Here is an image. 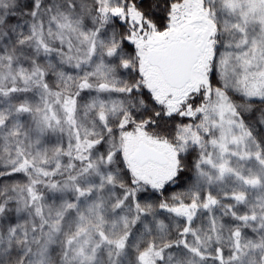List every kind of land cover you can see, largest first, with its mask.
<instances>
[{
	"label": "snow or ice",
	"instance_id": "obj_1",
	"mask_svg": "<svg viewBox=\"0 0 264 264\" xmlns=\"http://www.w3.org/2000/svg\"><path fill=\"white\" fill-rule=\"evenodd\" d=\"M0 264H264V0H0Z\"/></svg>",
	"mask_w": 264,
	"mask_h": 264
}]
</instances>
